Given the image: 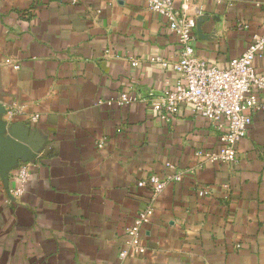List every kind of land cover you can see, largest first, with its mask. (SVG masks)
<instances>
[{
	"label": "crops",
	"instance_id": "crops-1",
	"mask_svg": "<svg viewBox=\"0 0 264 264\" xmlns=\"http://www.w3.org/2000/svg\"><path fill=\"white\" fill-rule=\"evenodd\" d=\"M188 3L195 53L219 68L261 32L264 0ZM176 50L144 0H0V142L11 143L0 264H264V110L252 113L235 164L198 156L219 147L215 126L186 106L166 120L146 101L177 80L149 58ZM253 66L264 74V53ZM124 91L137 101L107 104ZM166 162L182 178L153 197L137 182L171 174ZM25 164L24 191L7 202ZM148 207L144 253L120 259Z\"/></svg>",
	"mask_w": 264,
	"mask_h": 264
},
{
	"label": "built area",
	"instance_id": "built-area-1",
	"mask_svg": "<svg viewBox=\"0 0 264 264\" xmlns=\"http://www.w3.org/2000/svg\"><path fill=\"white\" fill-rule=\"evenodd\" d=\"M180 2L177 7L176 3ZM148 10L167 21V28L177 40L175 58L151 56V62L162 68L171 67L177 74L172 89L155 94L149 91L146 101L154 111H161V117L168 120L188 107L192 114L209 120L220 132V145L216 150L198 151L196 154L211 162L233 165L237 162V144L246 136L252 122V113L264 110V103L258 102V92L264 93V74H257L253 61L264 53V20L261 32L253 34L247 48L239 56L229 60L226 68H219L208 63L195 53L193 33L195 18L189 13V0H144ZM131 64H137L132 59ZM137 96L121 92L116 98L107 101L117 106L137 101ZM38 119L37 114L29 117L31 122ZM98 146H102L99 142ZM29 164L19 166L13 177L16 185L7 190V202H15L24 191L29 178ZM173 172L160 177L150 174L137 182L139 187H146L153 197L158 196L170 181H180L182 176L176 167L166 162ZM207 194L206 190L199 191ZM150 208H146L137 217L135 224L127 228V237L118 257L136 256L144 253L145 248L138 242L139 227L148 220Z\"/></svg>",
	"mask_w": 264,
	"mask_h": 264
},
{
	"label": "water",
	"instance_id": "water-1",
	"mask_svg": "<svg viewBox=\"0 0 264 264\" xmlns=\"http://www.w3.org/2000/svg\"><path fill=\"white\" fill-rule=\"evenodd\" d=\"M11 143L8 141L0 142V175L6 179L8 177V173L10 171V162L7 160L9 156H11L10 152Z\"/></svg>",
	"mask_w": 264,
	"mask_h": 264
}]
</instances>
